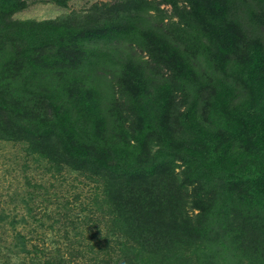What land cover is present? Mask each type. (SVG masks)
Here are the masks:
<instances>
[{
    "label": "rangeland",
    "instance_id": "1",
    "mask_svg": "<svg viewBox=\"0 0 264 264\" xmlns=\"http://www.w3.org/2000/svg\"><path fill=\"white\" fill-rule=\"evenodd\" d=\"M19 1L0 7V102L19 116L13 126L0 105V261L264 264V142L227 128L221 149L202 147L220 114L257 116L264 132V0H197L194 12L189 0ZM93 29L111 34L82 39ZM55 123L111 159H174L151 165L167 218L223 219L232 234L155 248L137 224L125 232L105 177L76 169L58 139L25 138Z\"/></svg>",
    "mask_w": 264,
    "mask_h": 264
},
{
    "label": "trees",
    "instance_id": "2",
    "mask_svg": "<svg viewBox=\"0 0 264 264\" xmlns=\"http://www.w3.org/2000/svg\"><path fill=\"white\" fill-rule=\"evenodd\" d=\"M189 2L191 4V11H196L198 8L197 0H189ZM19 4L20 1L18 2V0H0V7L8 10H13V8L17 7ZM22 5H24V3ZM101 30L102 32H105V35L102 36V39H106V37L109 36L108 34H111L108 33L107 29L84 30L82 39L98 40V34ZM82 41L88 43L86 40ZM257 103L258 99H256V97L252 99V102H248L250 106H254ZM0 105L3 107L4 112L7 113L6 121L12 123L13 126H15L19 116L11 110L8 100H6V98L2 99ZM243 112L247 113L245 110ZM233 114L234 112L231 113V117H227L223 114L214 116L218 134H215L214 144L204 142V145L202 146L203 148L209 149L215 145L216 148L221 149V142H223L222 136L224 130L227 128L230 129L228 131H231L232 133L245 131V133L253 136L255 138L254 145L256 144L259 146L262 144L261 141L264 142V132H262L259 127L260 123L263 122H255L261 121L259 117L254 115L247 116L249 119L253 120V123H249V120L232 118V116H234ZM22 129L25 131V138L35 144L37 142H46L50 139H58V141L62 144L63 155L73 160L72 164L76 169L86 170L87 172L91 173L93 177H105L106 179H103H105L107 183L113 185V188H115L112 192L108 191L105 186V189H103L105 202L109 204V206L113 205L118 216L127 222L125 232L137 224L138 231L140 233L139 237L145 235V237L147 236L148 239V236L154 235V239L156 240V244H154L155 248H162L163 243L166 242L163 241V238L170 240L174 236H177L181 233L187 235L201 233V235H204L207 232H213L218 237H227L229 232L231 234L233 232L232 224H227L228 222L225 225L222 224L226 222L223 219L220 220L222 223L215 221L214 224H211V221L209 222L205 220V222H203V224L200 226L199 222H197V227L195 224L190 222H185V225L184 222H182L183 220H180L178 217L175 219L172 218L171 220L167 218L164 207L160 205L162 192L154 190V184L151 183L155 178V167L152 169L151 165L152 162L157 161H159L158 165H169L175 161L174 159H137L134 157L133 152L132 159H129V162L125 161V159L121 157L116 160L111 159L107 156V152L104 151L101 153L97 150L93 151L92 148L83 143V141L79 142L78 134L72 128H69L67 125L57 123L51 125L45 124V127L43 128L22 127ZM241 138L244 140L243 137ZM140 145L144 144L141 143ZM130 146L131 145L129 144L128 147ZM192 154L194 153L192 152ZM224 155V159H226V150H224ZM216 162L220 168L223 163L222 160H216ZM225 165L226 162L223 166ZM124 187L128 188L126 189V193L123 191ZM201 206L205 212V204H202ZM113 207H110L111 211L113 210ZM201 215L199 217H201ZM35 217L38 218V216ZM239 230L240 229L236 228V231ZM243 235V233H240L235 234L233 237H237L238 239L239 237H243ZM144 243L146 244V242ZM22 247L24 248L23 252H25L27 250L26 244L24 243V246ZM27 254H30V252ZM27 254L23 256V259L21 258L16 262H11L10 260H1L0 264H30L28 260L29 256H27ZM31 261L35 264H51V261H48V258H46L43 262L39 261V263L37 260H35V258H31ZM56 263L57 262H54L52 264ZM71 263L72 262L62 258L61 264Z\"/></svg>",
    "mask_w": 264,
    "mask_h": 264
}]
</instances>
